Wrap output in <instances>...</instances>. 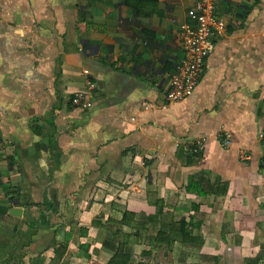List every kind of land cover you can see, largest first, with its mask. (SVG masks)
<instances>
[{"label":"crops","instance_id":"1","mask_svg":"<svg viewBox=\"0 0 264 264\" xmlns=\"http://www.w3.org/2000/svg\"><path fill=\"white\" fill-rule=\"evenodd\" d=\"M216 2L169 103L193 0H0V264H264V0Z\"/></svg>","mask_w":264,"mask_h":264},{"label":"built area","instance_id":"2","mask_svg":"<svg viewBox=\"0 0 264 264\" xmlns=\"http://www.w3.org/2000/svg\"><path fill=\"white\" fill-rule=\"evenodd\" d=\"M189 21L180 26V36L184 51V60L177 66L172 75L166 93L167 102H178L190 97L202 76L205 63L215 48L216 37L224 31V24L217 14L216 0H193L187 10ZM96 89L95 82L88 80L84 89L76 91L72 97V106L90 108L93 106L92 96ZM221 145L224 148L232 144V134L224 128L219 130ZM264 139V127L259 132ZM176 140V144H179ZM206 138L199 136L187 142V150L191 155H199L206 148ZM242 159L247 155L242 153Z\"/></svg>","mask_w":264,"mask_h":264},{"label":"water","instance_id":"3","mask_svg":"<svg viewBox=\"0 0 264 264\" xmlns=\"http://www.w3.org/2000/svg\"><path fill=\"white\" fill-rule=\"evenodd\" d=\"M11 213L16 215V216H21L22 215V209L21 208H13L11 210Z\"/></svg>","mask_w":264,"mask_h":264},{"label":"trees","instance_id":"4","mask_svg":"<svg viewBox=\"0 0 264 264\" xmlns=\"http://www.w3.org/2000/svg\"><path fill=\"white\" fill-rule=\"evenodd\" d=\"M128 2H130V0H128ZM116 258L118 259V258H122V254H121V252H120V254H118L117 256H116Z\"/></svg>","mask_w":264,"mask_h":264}]
</instances>
